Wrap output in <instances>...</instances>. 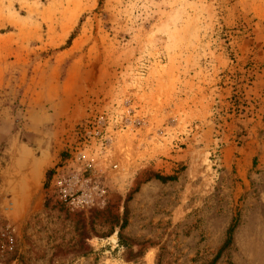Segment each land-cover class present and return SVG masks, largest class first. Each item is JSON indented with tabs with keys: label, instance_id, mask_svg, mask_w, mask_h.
Returning <instances> with one entry per match:
<instances>
[{
	"label": "rangeland",
	"instance_id": "374dc122",
	"mask_svg": "<svg viewBox=\"0 0 264 264\" xmlns=\"http://www.w3.org/2000/svg\"><path fill=\"white\" fill-rule=\"evenodd\" d=\"M152 257L264 264V0H0V264Z\"/></svg>",
	"mask_w": 264,
	"mask_h": 264
},
{
	"label": "trees",
	"instance_id": "16d2710c",
	"mask_svg": "<svg viewBox=\"0 0 264 264\" xmlns=\"http://www.w3.org/2000/svg\"><path fill=\"white\" fill-rule=\"evenodd\" d=\"M74 38V33L70 36V38L68 39V43H71V41L73 40ZM55 171L53 169L49 170L47 172V180L49 181L50 178L52 177L53 173ZM158 178H161V179H174V177H158ZM48 184V182H47ZM233 230H234V226H231L229 229H228V237L225 241V243L223 244V246L220 248L218 254L216 255L215 259L219 258L220 255L222 254V252L230 245L231 241H232V233H233Z\"/></svg>",
	"mask_w": 264,
	"mask_h": 264
},
{
	"label": "bare ground",
	"instance_id": "6f19581e",
	"mask_svg": "<svg viewBox=\"0 0 264 264\" xmlns=\"http://www.w3.org/2000/svg\"><path fill=\"white\" fill-rule=\"evenodd\" d=\"M110 241L112 243L113 246H116V242H118V238H117V234H114L110 237ZM152 261H153V257L151 258V264H152Z\"/></svg>",
	"mask_w": 264,
	"mask_h": 264
},
{
	"label": "water",
	"instance_id": "95a60500",
	"mask_svg": "<svg viewBox=\"0 0 264 264\" xmlns=\"http://www.w3.org/2000/svg\"><path fill=\"white\" fill-rule=\"evenodd\" d=\"M114 234H117V238H118V230H117V231H115V233H114ZM114 234H113V235H114ZM110 237H111V236H110ZM116 243H118V242H116Z\"/></svg>",
	"mask_w": 264,
	"mask_h": 264
},
{
	"label": "built area",
	"instance_id": "2783aa9c",
	"mask_svg": "<svg viewBox=\"0 0 264 264\" xmlns=\"http://www.w3.org/2000/svg\"><path fill=\"white\" fill-rule=\"evenodd\" d=\"M116 166H118V165H116Z\"/></svg>",
	"mask_w": 264,
	"mask_h": 264
}]
</instances>
